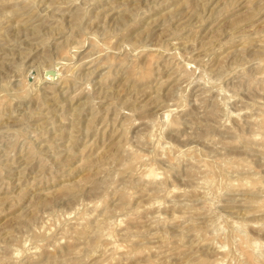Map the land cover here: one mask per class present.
Instances as JSON below:
<instances>
[{
  "label": "rangeland",
  "instance_id": "obj_1",
  "mask_svg": "<svg viewBox=\"0 0 264 264\" xmlns=\"http://www.w3.org/2000/svg\"><path fill=\"white\" fill-rule=\"evenodd\" d=\"M0 264H264V0H0Z\"/></svg>",
  "mask_w": 264,
  "mask_h": 264
}]
</instances>
